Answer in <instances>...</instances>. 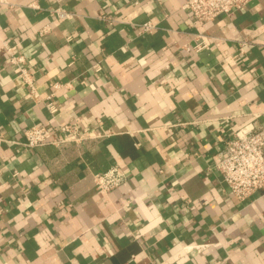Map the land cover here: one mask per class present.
<instances>
[{"label":"crops","instance_id":"obj_1","mask_svg":"<svg viewBox=\"0 0 264 264\" xmlns=\"http://www.w3.org/2000/svg\"><path fill=\"white\" fill-rule=\"evenodd\" d=\"M11 1L0 12V264H264V192L239 200L215 167L238 129L264 126V0L206 22L185 0ZM200 35L208 46L196 50ZM3 41L28 57L39 99ZM56 81L71 87L56 92L54 117ZM73 119L107 134L17 142ZM115 164L127 179L104 192L93 174Z\"/></svg>","mask_w":264,"mask_h":264},{"label":"built area","instance_id":"obj_2","mask_svg":"<svg viewBox=\"0 0 264 264\" xmlns=\"http://www.w3.org/2000/svg\"><path fill=\"white\" fill-rule=\"evenodd\" d=\"M250 0H185L184 7L189 9L195 20L206 22L215 19L222 13L233 14L245 6ZM11 0H0V12L5 7L13 6ZM31 5H35L32 3ZM51 14L59 18H71L73 12L66 8L57 7L51 10ZM104 17V14H101ZM156 27V23L148 20L140 25V31L145 32ZM3 25L0 22V39L2 40ZM51 31L50 25H44L40 35L45 36ZM194 48L201 50L208 46L207 40L200 35ZM247 40L239 42L238 54L240 57L246 53ZM2 50L8 52L10 62L17 71V78L31 88L34 98L39 99V93L35 87V75L29 67L28 57L19 51L18 45L3 41ZM96 71L102 69L98 62L93 65ZM70 82L56 81L51 85L52 91L47 96L46 107L52 116L56 117L59 105L56 92L62 88H70ZM107 134L106 131H92L86 126H81L78 120L58 122L52 127L34 124L26 128L22 138L17 141L26 147H38L45 144L59 145L65 142L79 143L82 140ZM0 140L10 141L1 131ZM12 141V140H11ZM215 167L222 175L223 181L228 186L230 193L243 201L254 192H264V126L257 123H249L238 129L234 135L228 138L219 150L215 158ZM97 188L104 192H110L120 186L127 179L126 172L117 164L105 171L93 174ZM200 248L201 245H195Z\"/></svg>","mask_w":264,"mask_h":264}]
</instances>
